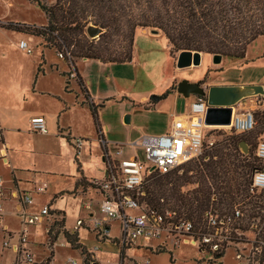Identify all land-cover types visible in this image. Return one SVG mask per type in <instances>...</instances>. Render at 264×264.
Masks as SVG:
<instances>
[{
  "label": "trees",
  "instance_id": "obj_1",
  "mask_svg": "<svg viewBox=\"0 0 264 264\" xmlns=\"http://www.w3.org/2000/svg\"><path fill=\"white\" fill-rule=\"evenodd\" d=\"M29 1L44 13V25L6 21L0 27L40 36L43 47L54 49L56 53L63 52L64 58L71 64H74L75 58L116 63L130 61L132 48L124 52H107V42L104 41L121 24L131 33L137 26L157 27L175 51L217 53L233 58H243L247 45L259 36H264V0ZM90 23L103 29L99 35V40L103 41L94 42L86 37L85 28ZM41 58L43 62V55ZM42 62L38 65V71L41 70ZM75 78L98 130L96 107L89 100L87 89L77 73ZM167 94L168 91H165L160 98ZM254 115L255 126L252 130L239 134L229 132L201 157L167 173L150 172L142 184L140 201L160 213L172 212V222L178 218L190 221L193 227L191 232L196 236L209 230L208 212L223 218L233 214L234 208L239 207L243 215L228 223V241L233 242V230L245 228L244 221L258 218L255 246L260 251L256 264H264V190L250 188L252 171L261 165L249 161V150L243 153L239 148L241 141L251 145L258 135L264 133V110L258 109ZM188 184L192 186L183 190ZM79 185H87L82 175L75 187ZM59 233L63 234L72 249L79 251L83 262L89 260L92 254L79 241L77 231L63 228V217H59L48 228L50 250L45 264L52 257V245ZM227 245L218 251L200 245L198 250L210 254L209 262L222 264L220 260ZM161 251L162 247L156 249V252Z\"/></svg>",
  "mask_w": 264,
  "mask_h": 264
},
{
  "label": "crops",
  "instance_id": "obj_2",
  "mask_svg": "<svg viewBox=\"0 0 264 264\" xmlns=\"http://www.w3.org/2000/svg\"><path fill=\"white\" fill-rule=\"evenodd\" d=\"M28 2L30 1L28 0ZM0 3L7 7L5 11L0 10V20L2 22L13 20L35 23L38 25H44L46 23L45 17L44 19L11 18L10 8H12L14 4L9 0H0ZM5 31L6 30L4 29L0 32V61H5L8 58L9 53L8 44L6 41L3 42V34ZM36 37H31L33 39H30L29 37L19 35L15 46L21 49L19 47V42L21 40L27 41V45H32L30 46L32 52L27 56H37L34 48L38 46L40 41L42 42V38L39 36V41ZM143 37L150 38L152 41H161L164 37L167 41V48H164L166 55L162 62H164V67L165 65L170 66L167 77L169 85L163 92H158V94L161 95L165 91H168V94L157 101H153L151 95L156 92L155 88H153L147 90L145 94H141L137 100L138 103H146L148 105V111L159 110V114L165 113L166 124L162 128L159 127L157 130L151 132L142 131V133L138 134L134 139L129 135L128 139L122 143L109 141L107 139L109 128L107 125L101 123L100 111L103 109L105 103L110 101L111 98H107V94L100 93L99 90L95 92L93 91L91 79L88 76L86 77L84 70L77 66L78 59L74 61V64H71V62L64 57H59L61 61H48L43 52L41 54L43 55V62L41 65L44 66L48 64L47 67H49V69L43 67L41 68V74L37 73L34 76H25V85L15 88L11 93L8 105H4L0 100V128L2 129L0 151L3 150L4 153V157L0 158V177L5 181L7 191L20 190L30 194L32 203L26 206L28 212L37 211L45 205L48 206L49 209L50 215L45 217L40 223L30 225L27 229L29 239L28 246L34 255L36 264H45L47 260L50 250L48 246V228L51 222L59 217H63V228L68 231H77L79 241L92 253L93 259L100 264H129L130 261H133L134 264H146V261L144 263L141 261L136 262L134 260V251L138 250V248L140 249L142 246L140 241H138L139 238H142L144 241L143 245L152 252L154 246L151 245V239L145 240L143 237H138L126 244H121L119 241V243L113 241L119 240V234L117 236L110 235L114 220L110 221L107 225V238L109 239L107 241L99 239L96 237L95 233H93L94 238L91 237V239L86 240L81 235L82 231H86V227L83 225L77 229L74 228L75 222L78 218H84L87 222V217L99 218L102 216V212L100 211L101 214L96 212L92 205L93 200L97 199V204L99 200V192L93 184L103 179L107 174V154L112 155L116 148H118L117 146H120L122 153L118 157H125L133 154L138 156L135 148L136 146L131 145V142L135 141L142 134H161L167 131L172 122L173 115L184 113L188 109L190 102L194 99V96L184 97L178 93L176 89L172 88L178 74L177 70L179 69L176 66L177 54L171 52L169 42L161 31H151L150 33L144 29L136 31L133 38L131 59L124 63H136L139 61L138 48L147 45L148 43L147 40H142ZM142 43L144 44L142 45ZM21 50L24 51L23 49ZM81 59H84L85 62H94L100 65L116 63L103 62L91 58ZM34 61H36L33 62L35 65V63L37 64L41 61V58H36ZM53 65H55L54 69H52ZM192 66L197 65H191L185 68H192ZM72 72L77 73L82 79L87 89L89 100L96 107L99 124L98 130L96 129L85 95L76 78L71 76ZM45 76L47 78L43 79ZM187 78L190 79L189 77ZM196 78V80H199L201 77L198 76ZM256 82L264 83V78ZM225 83L227 82L212 81L207 85ZM123 93V97L127 96V92ZM184 99H187L186 106H184ZM164 100L167 102L166 109L162 110L161 102ZM43 102H45L46 105L43 106ZM126 111L127 110L123 111L120 119L122 124L128 125V123H131L132 121V116L130 117L128 114H125ZM127 115L129 118L126 122L124 121L123 116L125 118ZM37 116H42L46 125V133L33 131L38 134V142L46 146V148L40 149H45L46 152H50L59 158L64 155L69 163L67 169L64 167V160L58 159V170L56 169L53 171L47 170L46 168L39 170L42 169L39 168L36 161V154L39 152H36L34 147L28 148L24 144H16L11 140L15 139V136L22 137V139H24V137H30L32 135L30 121L33 117ZM75 137H83L85 139L79 148L75 147L72 143V138ZM28 140L30 139L28 138ZM66 146L70 149H67ZM99 155H102V161L99 160ZM80 175L84 177L87 185H79L75 187V183ZM39 187H45V190L39 192ZM91 193H93V195H91ZM78 196L84 198L89 197L86 202H90L91 205L89 209H86L88 212L86 217H75L73 222L69 224L68 221L70 220V217L68 218V210L65 204L63 205L59 201L64 200L65 198L74 199ZM92 196H94L95 199L92 198ZM97 207L99 208V206ZM19 229L20 223L16 212V201L14 199H6L3 204V216L0 229V264H13L14 261V253L10 249L2 246L4 235L2 230L14 233L19 231ZM58 243L64 244L71 250V252L77 251L76 249H72L65 240L63 234L59 233L56 241L52 245V257L47 264H54L55 249ZM104 244L107 245L109 250L102 247ZM157 247L154 249L155 253H158L156 252ZM40 248H42V254L44 253L43 256H39ZM102 250L106 252L109 251L113 257L107 258L106 255L100 253ZM45 251L47 252L46 254ZM77 252L78 258L68 256V264H71L69 262L70 258L74 259L77 264L82 263V256L79 251Z\"/></svg>",
  "mask_w": 264,
  "mask_h": 264
},
{
  "label": "rangeland",
  "instance_id": "obj_3",
  "mask_svg": "<svg viewBox=\"0 0 264 264\" xmlns=\"http://www.w3.org/2000/svg\"><path fill=\"white\" fill-rule=\"evenodd\" d=\"M9 1L14 4V6L10 8L11 18L44 19L45 17L41 9L36 4L28 2V0ZM46 1L48 3L53 2V0H44V2ZM6 9L7 7L0 3V10L5 11ZM13 22L28 23L23 21ZM4 29L6 31L3 34V42L6 41L8 44L9 53L8 58L5 61H0V100L4 105H8L11 93L15 90V88L25 85V76H34L37 73L41 74V70L38 71L37 69L38 65L42 62V52L45 54L48 61L61 60L54 50L42 46V42L40 41V38H38L39 36L36 37L30 33L19 32L2 27H0V32ZM141 29L147 30L149 33L152 29L161 31L157 27L137 26L131 33L127 27H124L121 24L114 28L104 39V41L107 42V52H124L129 48H132L134 34L136 31ZM19 35H22L23 37H29L30 39H33L31 37H36V39H39L40 43L36 48H34V51L36 50L37 56L34 55L33 57H29L27 55H30L32 51L29 54L28 52L22 51L15 46ZM85 35L89 40H93L94 42L103 41V39L99 40L100 34L92 38L85 31ZM131 38L132 44H130ZM142 40H147L148 43L147 45H143L144 43H142L143 46L138 48L139 61L136 63L123 62L109 65H100L94 62H85V60L81 58H75L78 59L77 66L82 68L86 74V77L88 76L91 79L93 91L95 92L99 90L100 93L107 94V98H111L110 101L105 103L103 109L100 111L101 123L107 125L109 128L107 139L111 142L122 143L128 139L129 135H131V137L134 139V137L142 133V131H155L159 127L162 128L166 124L165 113L159 114V110L148 111V105L146 103H138L137 100L141 94H145L147 90H151L153 88H155L156 92L152 94L160 95L158 92H163L169 85V80L167 77L170 66L165 65L164 67V62H162V60L164 61V56L166 55L164 48H167V41L164 37L161 41H152V39L144 37ZM28 46L30 47L32 45L29 44ZM170 49L172 53L175 52L178 54L179 52L172 48ZM36 58H41V61L37 64L35 63L34 65L33 62H36L34 61ZM47 65L48 64L44 66L41 65L40 68L45 67V69H49ZM54 67L55 65H53L52 69H54ZM177 71L178 74L174 85L172 86L173 89H176L177 83L183 78L189 77L190 79L187 78L189 81H194L198 76L201 77L199 82H201L203 87H208L209 85L207 84L212 81L227 82L225 84L259 83L256 81L262 80L264 78V36H259L247 45L243 58L222 56L220 62L216 63L213 62L212 53L201 52L200 64L197 66H192V68H179ZM46 78L47 77L45 76L43 79ZM123 92H127V96L123 97ZM250 97L244 98L242 102L236 104V107H238L239 110H241L242 106L252 107L253 102L251 100L253 98ZM161 103L162 110L166 109V100L162 101ZM44 105H46L45 102H43V106ZM186 105L187 99H184V106ZM125 110H127L125 114H128L130 117L132 116V121L131 123H128V125L122 124L120 119L123 111ZM227 126L228 125L208 127L205 134V141L213 140L214 144L215 142L220 141L225 135L229 133V130H225V127ZM37 137L38 134L32 131V135L30 137H24V139H22V137L15 136V139L11 140L16 144H24L28 148L34 147L36 152H39L36 154L38 166L39 168H42L39 170H43V168L53 171L56 169L58 170V159L64 160V167L67 169L69 167V163L67 162L66 157L62 155L59 158L50 152H46L45 149H40L46 148V146L38 142ZM28 138L30 140H28ZM263 138L264 133L258 135L255 139V143L259 139ZM255 143L248 145V150L250 152L248 159L250 162L259 166L261 163L257 161L254 156ZM66 147L67 149H70L68 146ZM117 147L120 148V146ZM210 147L211 146L204 147L203 154ZM135 148L138 153V157L141 160H144L145 157L143 149L139 145H137ZM101 156L102 155H99V160L102 161ZM146 163L148 166L150 165L149 161H146ZM191 186L192 185L188 184L183 187V190H186ZM91 195H93V193H91ZM87 198L78 196L74 199L65 198L66 200L64 199L59 201L61 204H65L68 210V218L70 217V220L68 221L69 224L73 222L75 217L87 216V210L82 207L84 203L88 201ZM92 198H94V196H92ZM92 205L96 212L101 214L99 208L97 207L99 206L97 204V199L93 200ZM252 221H255L254 224L250 223ZM258 221V218H253L250 221H244L243 224L245 225V228L242 226L243 228H237L236 231L233 230V232H231V239L233 242L228 243L227 247L225 248L223 257L220 260L222 264L257 263V256L260 251L259 247L255 246V237L259 229V226L256 225ZM85 230V232H81L82 237H84L86 240L91 239V237L94 238L92 231L87 229ZM119 233L120 224L118 221L114 220L110 230V235L117 236ZM138 241H140L142 246L140 249L138 248V250L134 251V260L136 262L141 261L145 263V261H148V264H213L209 262L210 254L206 251L198 250V247L195 245L184 242H180L179 245H173L169 234L165 230L161 232L160 237L151 239V245L154 246L152 248V252L143 245L144 241L142 238H139ZM157 246H163V251L155 253L154 249ZM102 247L109 250L106 244H104ZM41 249L42 248L39 249V256L44 255V253L42 254ZM55 250L54 264H68V256L78 258V252H71V250L64 244L58 243ZM46 253L47 252L45 251V254ZM100 253L106 255L107 258L113 257L109 251L106 252L102 250ZM237 255H239V257H237ZM129 264L134 263L133 261H130Z\"/></svg>",
  "mask_w": 264,
  "mask_h": 264
},
{
  "label": "built area",
  "instance_id": "obj_4",
  "mask_svg": "<svg viewBox=\"0 0 264 264\" xmlns=\"http://www.w3.org/2000/svg\"><path fill=\"white\" fill-rule=\"evenodd\" d=\"M19 47L28 53L31 52V48L24 40L19 42ZM57 55L61 58L64 57L63 52H58ZM71 76L75 77V73L72 72ZM250 98H253L251 100L253 102L252 107L242 106L239 110L236 104L233 106L231 121L225 130L239 134L254 128V112L258 109L264 110V95H255ZM207 106L205 96L195 95L184 113L173 115L167 131L161 134H142L131 142V145H139L143 149L144 160H141L136 154L118 157L122 153L121 148H116L112 155L107 154V174L103 179L94 183L99 192L98 205L102 216L99 218L87 217V222L84 218H78L74 228L77 229L84 225L87 230L95 233L96 237L107 241L109 240L107 238L108 223L112 220H118L120 224L118 241L121 244L130 243L138 237H143L145 240L157 238L165 230L173 245L184 242L197 247L202 245L211 251H218L223 245H227L229 243L228 223L243 215L239 207L234 208L233 214L223 216V218H218L216 213L208 212L209 230L200 236H196L191 232L193 227L190 221L178 218L177 221L172 222V212L160 213L150 209L144 202L140 201V196L143 195L142 184L150 172L167 173L181 164L198 158L203 154L204 147L214 144L213 140L205 141L206 130L208 127L220 125L205 124L204 117ZM30 129L35 132L46 133L44 118L42 116L33 117L30 121ZM1 136L2 129L0 128V139ZM84 140L83 137H75L72 138V143L79 148ZM254 154L261 166L253 169L250 188L251 190H264V139L256 142ZM2 157H4L3 150L0 151V158ZM145 160L150 162L149 166ZM44 190L45 187L38 188L39 192ZM6 199L16 201L20 229L14 233L2 230L4 233L2 246L14 253L13 264H36L34 255L28 246L27 229L30 225L40 223L50 215L48 206L45 205L37 211L28 212L26 206L32 203L30 194L20 190L7 191L5 181L0 177V229L3 204ZM90 205V202H86L83 208L89 209ZM69 262L77 264L71 258ZM147 263L148 261H146ZM81 264L100 263L96 262L93 256H90L86 262H83L82 259Z\"/></svg>",
  "mask_w": 264,
  "mask_h": 264
},
{
  "label": "water",
  "instance_id": "obj_5",
  "mask_svg": "<svg viewBox=\"0 0 264 264\" xmlns=\"http://www.w3.org/2000/svg\"><path fill=\"white\" fill-rule=\"evenodd\" d=\"M86 33L94 38L103 32V29L97 25L89 24L85 28ZM152 32H157L152 29ZM222 58L221 54H213V62L219 63ZM201 62V52L192 50H181L176 57V66L185 68L191 65H198ZM176 90L184 97L205 96L207 109L205 112L204 122L207 125H228L231 121L232 108L240 100L255 96L264 95V83L248 84H213L203 87L198 81H189L183 78L177 83ZM153 101L160 99V95H151ZM129 116L124 118L128 121ZM239 148L243 153H248V145L241 141Z\"/></svg>",
  "mask_w": 264,
  "mask_h": 264
},
{
  "label": "flooded vegetation",
  "instance_id": "obj_6",
  "mask_svg": "<svg viewBox=\"0 0 264 264\" xmlns=\"http://www.w3.org/2000/svg\"><path fill=\"white\" fill-rule=\"evenodd\" d=\"M196 81H198L199 82V80H196ZM200 84H201V82H199Z\"/></svg>",
  "mask_w": 264,
  "mask_h": 264
}]
</instances>
